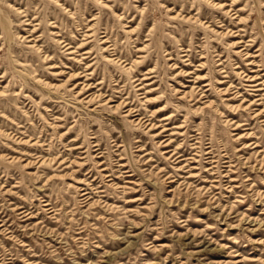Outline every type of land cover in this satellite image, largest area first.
Returning <instances> with one entry per match:
<instances>
[{"label": "rangeland", "instance_id": "obj_1", "mask_svg": "<svg viewBox=\"0 0 264 264\" xmlns=\"http://www.w3.org/2000/svg\"><path fill=\"white\" fill-rule=\"evenodd\" d=\"M0 264H264V0H0Z\"/></svg>", "mask_w": 264, "mask_h": 264}, {"label": "bare ground", "instance_id": "obj_2", "mask_svg": "<svg viewBox=\"0 0 264 264\" xmlns=\"http://www.w3.org/2000/svg\"><path fill=\"white\" fill-rule=\"evenodd\" d=\"M99 95V94H98ZM95 96V95H94ZM115 110V109H114ZM146 122V121H145Z\"/></svg>", "mask_w": 264, "mask_h": 264}]
</instances>
